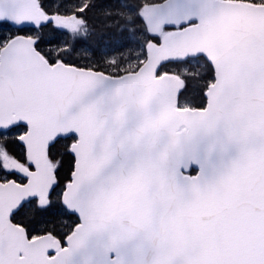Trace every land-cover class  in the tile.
I'll list each match as a JSON object with an SVG mask.
<instances>
[{"label":"snow or ice","instance_id":"1","mask_svg":"<svg viewBox=\"0 0 264 264\" xmlns=\"http://www.w3.org/2000/svg\"><path fill=\"white\" fill-rule=\"evenodd\" d=\"M0 264H264V0H0Z\"/></svg>","mask_w":264,"mask_h":264},{"label":"water","instance_id":"2","mask_svg":"<svg viewBox=\"0 0 264 264\" xmlns=\"http://www.w3.org/2000/svg\"><path fill=\"white\" fill-rule=\"evenodd\" d=\"M228 161H229V157L228 156H224L222 158L218 157L217 160H216V162L218 164H226V163H228Z\"/></svg>","mask_w":264,"mask_h":264}]
</instances>
